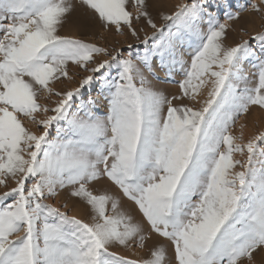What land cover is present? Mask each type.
<instances>
[{"label": "snow or ice", "instance_id": "snow-or-ice-1", "mask_svg": "<svg viewBox=\"0 0 264 264\" xmlns=\"http://www.w3.org/2000/svg\"><path fill=\"white\" fill-rule=\"evenodd\" d=\"M129 3L0 0V264H264V131L234 135L264 110V31L227 43L264 0H190L160 24ZM94 22L134 42L63 34ZM177 76L179 95L159 87ZM133 246L147 258L115 251Z\"/></svg>", "mask_w": 264, "mask_h": 264}, {"label": "rangeland", "instance_id": "rangeland-1", "mask_svg": "<svg viewBox=\"0 0 264 264\" xmlns=\"http://www.w3.org/2000/svg\"><path fill=\"white\" fill-rule=\"evenodd\" d=\"M190 2V0H153V4L155 5L152 9V15L156 19L158 24L162 23L159 19L158 13H170L175 10V6L180 3ZM248 0H241V3H246ZM251 2L260 3V0H251ZM129 11H133V7L130 3L128 5ZM83 8H78L77 12L74 14L73 19L79 18L84 14ZM230 28L227 36V43L229 45H235L239 43L241 40H251V36L255 35L257 32L264 31V18L255 13L249 12L243 15L242 19L239 22H229ZM137 27H141L142 25H136ZM149 33L150 29H146ZM245 32L248 34L246 35ZM69 35H76L83 39H88L93 42H96L100 46H106L111 50L113 47L118 46H127V43L134 42L133 38L130 35L121 36L115 30H105L103 29L99 22H94L91 29L87 32L77 31L73 24H69L65 26L64 33ZM255 46V42H253ZM71 74L76 75V79L73 81L62 80L57 82L55 85L56 90H66L69 88L76 87V81L79 79V75L83 73L76 68L71 69ZM181 77L177 76L172 81L160 84L159 87L162 88L169 95H179L180 89L178 86V81ZM53 100L55 97L52 98ZM48 101L42 99L41 103H47ZM174 103H188L187 99L183 101H175ZM199 107V105H197ZM25 124L31 128L32 130H37L36 126L29 123L25 120ZM240 125H245L243 129V134L245 137V141L248 138H251L253 135L258 134L261 131H264V110L259 109L258 107H252L248 114L241 117L236 128L234 129V135L241 134ZM236 159L243 160L246 156L236 155ZM239 170V168H237ZM12 187H15V183L9 180L8 186H0V195H3L6 191H9ZM49 204H53L56 207H60L63 211H68L72 215H76L84 218V213L81 211L79 207H75L73 202L67 198L66 194H61L59 197L50 199L47 201ZM67 204L68 207L65 209L64 205ZM155 240V237L153 238ZM115 251L126 258L129 259H142L147 258L148 253L145 250H141L136 246H133L129 249L117 248Z\"/></svg>", "mask_w": 264, "mask_h": 264}]
</instances>
